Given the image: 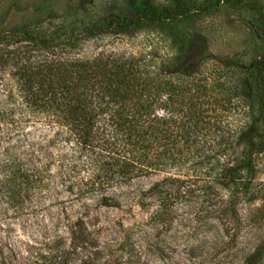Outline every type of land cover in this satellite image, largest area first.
Wrapping results in <instances>:
<instances>
[{
  "label": "trees",
  "instance_id": "16d2710c",
  "mask_svg": "<svg viewBox=\"0 0 264 264\" xmlns=\"http://www.w3.org/2000/svg\"><path fill=\"white\" fill-rule=\"evenodd\" d=\"M124 1L127 14L89 24L63 20L57 27L0 29V126L23 121L44 129L41 164L15 166L12 179H20L26 192L32 182L42 189L53 183L57 193L110 206L118 203L112 194L117 186L163 175L141 197L153 202L154 220L166 226L182 200L197 193L212 209L226 191L234 206L264 200L255 181L264 163V5L217 0L257 14L250 27L262 54L249 65L230 61L223 67H231L211 73L182 72L150 52H102L87 59L63 52L84 37L130 33L192 12L187 0H172V8ZM212 5L206 1L201 9ZM230 68L245 77L242 89L229 80ZM52 147L58 152H48ZM259 212L264 219V203ZM82 242L87 240L71 238V244ZM263 259L264 239L245 264Z\"/></svg>",
  "mask_w": 264,
  "mask_h": 264
},
{
  "label": "rangeland",
  "instance_id": "374dc122",
  "mask_svg": "<svg viewBox=\"0 0 264 264\" xmlns=\"http://www.w3.org/2000/svg\"><path fill=\"white\" fill-rule=\"evenodd\" d=\"M146 1L173 7L172 0ZM187 1L192 9L188 16L130 33L84 37L63 52H75L80 59L102 52H150L182 72L207 73L231 67H223L230 61L249 65L261 57V42L250 27L257 14L250 8ZM206 1L213 3L208 11L201 9ZM255 1L264 5V0ZM127 8L124 0H0V29L26 23L57 27L63 20L89 24L125 15ZM236 69L228 70L229 80L242 89L245 77L233 75ZM43 130L23 121L0 126V264H245L264 239L259 212L264 200L243 199L234 206L227 191L214 209L203 193L186 197L170 226L158 223L150 209L153 202L141 196L163 175L117 186L112 194L118 203L110 206L57 193L53 183L42 189L32 182L26 192L11 172L20 164L25 169L41 164ZM51 151L57 153L58 147ZM258 170L255 181L264 188V163ZM74 236L87 242L71 244Z\"/></svg>",
  "mask_w": 264,
  "mask_h": 264
}]
</instances>
